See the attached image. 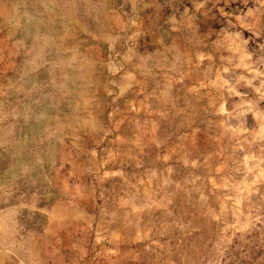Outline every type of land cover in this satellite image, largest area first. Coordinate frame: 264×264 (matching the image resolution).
Returning <instances> with one entry per match:
<instances>
[{"label":"rangeland","instance_id":"374dc122","mask_svg":"<svg viewBox=\"0 0 264 264\" xmlns=\"http://www.w3.org/2000/svg\"><path fill=\"white\" fill-rule=\"evenodd\" d=\"M0 264H264V0H0Z\"/></svg>","mask_w":264,"mask_h":264}]
</instances>
